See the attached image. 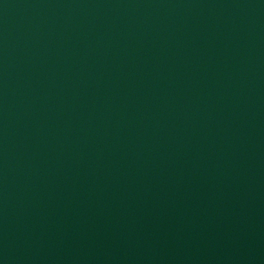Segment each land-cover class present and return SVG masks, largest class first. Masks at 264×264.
Here are the masks:
<instances>
[{
    "label": "water",
    "instance_id": "1",
    "mask_svg": "<svg viewBox=\"0 0 264 264\" xmlns=\"http://www.w3.org/2000/svg\"><path fill=\"white\" fill-rule=\"evenodd\" d=\"M0 264H264V0H0Z\"/></svg>",
    "mask_w": 264,
    "mask_h": 264
}]
</instances>
